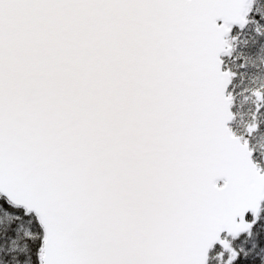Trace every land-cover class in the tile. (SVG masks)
<instances>
[{
    "label": "snow or ice",
    "instance_id": "snow-or-ice-1",
    "mask_svg": "<svg viewBox=\"0 0 264 264\" xmlns=\"http://www.w3.org/2000/svg\"><path fill=\"white\" fill-rule=\"evenodd\" d=\"M0 264H264V0H0Z\"/></svg>",
    "mask_w": 264,
    "mask_h": 264
}]
</instances>
